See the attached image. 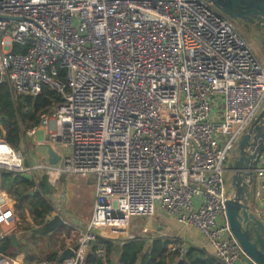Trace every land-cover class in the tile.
<instances>
[{
  "label": "built area",
  "instance_id": "1",
  "mask_svg": "<svg viewBox=\"0 0 264 264\" xmlns=\"http://www.w3.org/2000/svg\"><path fill=\"white\" fill-rule=\"evenodd\" d=\"M0 18V90L36 97L49 87L61 97L24 132L41 135L59 162L26 169L23 152L0 141L20 159L0 156V172L53 188L63 176L97 175L91 219L60 264L104 260L100 240L111 238L102 232L158 213L197 229L220 264H245L227 220L226 164L264 107V64L235 22L206 0H0ZM259 160L253 213L264 221ZM62 203L48 218L67 225ZM17 224L0 186V247ZM21 263L0 251V264Z\"/></svg>",
  "mask_w": 264,
  "mask_h": 264
},
{
  "label": "trees",
  "instance_id": "2",
  "mask_svg": "<svg viewBox=\"0 0 264 264\" xmlns=\"http://www.w3.org/2000/svg\"><path fill=\"white\" fill-rule=\"evenodd\" d=\"M19 51L20 49L16 47L14 52L18 53ZM60 102V95L49 87H43L41 93L36 97L14 96L6 86L2 87L0 90V137H3L5 132V142L12 148L19 150L22 127L25 126L26 131L36 128L40 123L41 116L52 113ZM0 176L1 188L9 193L11 197L20 201V208L22 207L21 202L30 203V214L36 226L41 227L44 225L45 218L54 212L52 203L48 201L54 193V188L50 185L48 179L42 177L36 183L27 180L22 175L12 173H3ZM32 235L35 237L36 233ZM53 236L54 233L42 240H52ZM100 243L106 247V258L102 260L94 254H90L87 264H115L116 262L118 264H168L166 262L167 257H179L182 254L179 251L169 252L171 242L162 238L155 239L150 244L138 237H136V240L128 242H122L119 239H101ZM47 244L46 251H42L41 259L29 253L28 246L16 247L11 237L0 247V251L12 258H15L18 252H25V264H41L43 261L57 263L58 257L66 247L62 246L59 250L49 251L51 244ZM199 255L201 254L191 249L188 251L185 261L176 263L174 259H170V262L175 264H218L217 259L206 258V260H200Z\"/></svg>",
  "mask_w": 264,
  "mask_h": 264
},
{
  "label": "water",
  "instance_id": "3",
  "mask_svg": "<svg viewBox=\"0 0 264 264\" xmlns=\"http://www.w3.org/2000/svg\"><path fill=\"white\" fill-rule=\"evenodd\" d=\"M219 9L235 23H244L246 27H254L264 41V0H206ZM2 19V18H0ZM239 157L230 164L231 189L233 196L225 203L228 224L238 240L244 255L245 264H264V221L259 219L251 210L254 203L255 168L264 149V107L249 127L239 144ZM49 163L59 162L58 154L48 147ZM28 169L30 163L24 160ZM24 178L33 181V175L22 174ZM46 223L38 230L37 238H46L66 224L56 215L45 218ZM12 242L18 246L16 235ZM73 249H65L58 257L57 263L73 256Z\"/></svg>",
  "mask_w": 264,
  "mask_h": 264
},
{
  "label": "rangeland",
  "instance_id": "4",
  "mask_svg": "<svg viewBox=\"0 0 264 264\" xmlns=\"http://www.w3.org/2000/svg\"><path fill=\"white\" fill-rule=\"evenodd\" d=\"M236 27L242 37L246 40L248 45L251 47L255 55L258 59L264 64V41L260 37L259 33L255 31L253 28H243L239 27L236 23ZM25 126L22 127V137L20 141L19 150L23 152L24 159H28L29 161L33 160V163L39 161V159H43L42 152H45L44 143L40 142L42 140L41 135L37 139L25 138ZM5 135L3 133V137H0V141L5 142ZM14 149V148H13ZM44 149V150H43ZM16 150V149H15ZM7 149L2 148V152H0V156L3 158L5 164L10 165L12 162L16 161L11 159L9 156V151L6 153ZM67 153V150L65 151ZM235 156V155H234ZM264 157L263 154L260 157V160ZM234 161L233 159H229L227 162V166ZM17 165V164H16ZM3 173H12L19 175L17 173L9 172V171H1L0 175ZM36 183L39 181V178L36 179ZM228 184L230 183V178L227 180ZM97 183V175L90 174L86 178H81L77 175H69L63 176L61 181L54 186V194L49 197L48 201L52 203L53 207L56 208L58 205V201L62 200L63 203L60 205L61 213L64 215L65 219L68 221L67 225L60 228L59 230L54 232V236L52 240L43 238H36L32 235L38 232V228H36V224L33 220V217L30 214L31 205L28 202H21L22 207H19V202L14 197H10L14 200L17 210L18 223L16 226V230L12 233V235L17 234L20 238L19 240L26 239L25 242L22 241V244L28 246L29 253H32L38 259H41L42 251H46L47 243H49L50 250L55 251L59 250L62 246L67 248H74L85 231L86 226L91 219L92 209H93V201H94V190ZM0 186H1V176H0ZM2 189V188H1ZM3 190V189H2ZM34 190V189H33ZM5 191V190H3ZM6 192V191H5ZM7 193V192H6ZM32 194V193H31ZM230 196L231 193L228 192ZM259 209V206H257ZM157 223L155 218L152 219H141V218H133L128 228L122 231L119 235L114 234L111 235L109 233L102 232L101 234L107 236L109 235L111 239L119 238L122 241V237L129 239L130 236L138 237L141 233H144L146 226L152 227ZM137 226V227H135ZM135 227V228H134ZM69 229V230H68ZM69 233V235H68ZM155 234V233H154ZM11 235V236H12ZM149 236V234H147ZM35 238V239H33ZM165 239V238H162ZM48 254V252H46ZM25 255L26 253L18 252L16 256H18L19 260H21V264H25ZM15 256V257H16ZM48 261H43L41 264H48Z\"/></svg>",
  "mask_w": 264,
  "mask_h": 264
},
{
  "label": "crops",
  "instance_id": "5",
  "mask_svg": "<svg viewBox=\"0 0 264 264\" xmlns=\"http://www.w3.org/2000/svg\"><path fill=\"white\" fill-rule=\"evenodd\" d=\"M6 149H7L6 153H8L9 148L6 147ZM3 150H4V148H3ZM0 152H2V149ZM42 154H43V159H39V161H44V162L48 161L49 162L48 151L46 148H45V152H42ZM17 163H18L17 161H14V164H17ZM29 163H33V160L29 161ZM14 175H16V174H14ZM251 210L254 213L258 210L256 203L255 204L253 203ZM136 218H140V217H136ZM154 218L157 220V223H155V225H153L152 227H148V226L144 227L145 228L144 233H141L140 236H138V238H140V240H142V241L148 242L149 244L153 240H155V239H153L155 237H156V239L165 238L166 240H169L171 242V244L169 245V252H171L170 247L174 244H180L181 246H183L181 256H179V257L178 256H176V257L170 256L173 258L167 257L166 262L168 264H175V263H171L170 259H174L176 261V263L185 261L186 255H187L188 251L191 249H194V250H196V252L201 254V255H199L200 260H206V258L216 259L213 248L210 246V244L207 242V240L202 236V234L197 229L190 227V226H184L181 223H179L175 218H172V217H170L166 214H163V213H158L156 215V217H154ZM141 219H147V218H141ZM45 223H46V219H45ZM41 227L36 226V228H38V230ZM135 227H137V226H135ZM147 234H149V236ZM12 236H10L11 239H12ZM16 236H17V239L19 241V245L18 246L15 245V246L21 247L22 245H24V244H22V241L25 242L26 239H23L21 241V240H19L20 238L18 237V235H16ZM10 237H8V238H10ZM117 239H119V238H117ZM124 239H126V238L122 237V242H128V240L123 241ZM129 239H131L129 241H134V240H136V237L130 236ZM217 262H218V260H217ZM115 264H118V262H116ZM218 264H220V263L218 262Z\"/></svg>",
  "mask_w": 264,
  "mask_h": 264
},
{
  "label": "flooded vegetation",
  "instance_id": "6",
  "mask_svg": "<svg viewBox=\"0 0 264 264\" xmlns=\"http://www.w3.org/2000/svg\"><path fill=\"white\" fill-rule=\"evenodd\" d=\"M238 26L239 27H243V28H247L246 27V25L244 24V23H242V22H240V23H238ZM249 28H253L254 29V27H252V26H249L248 27V29ZM255 30V29H254ZM256 31V30H255ZM247 133V132H246ZM245 133V134H246ZM245 134H244V136H245ZM238 148H239V146H238ZM264 150V149H263ZM262 154H263V151H262V153H261V155H260V157L262 156ZM235 156H233L231 159H233L234 158V161L236 160V159H238V157H239V149H237L236 150V152H235V154H234ZM260 159V158H259ZM232 163V162H231ZM230 163V164H231ZM230 164L228 165V172H227V174H226V188H227V190H228V192H230L231 193V197L233 196V191H232V189H231V177H232V172H231V169L229 168L230 167ZM228 178H230V183L228 184V182H227V180H228Z\"/></svg>",
  "mask_w": 264,
  "mask_h": 264
},
{
  "label": "bare ground",
  "instance_id": "7",
  "mask_svg": "<svg viewBox=\"0 0 264 264\" xmlns=\"http://www.w3.org/2000/svg\"><path fill=\"white\" fill-rule=\"evenodd\" d=\"M6 147H7V146H5V147H1V148H0V151H1L2 148H6ZM7 148H9V147H7ZM9 153H10V148H9ZM9 156H10V154H9ZM10 157H11V156H10ZM11 159H14V160H16V161L18 162L16 166H20V159H19L18 157H15V158H12V157H11Z\"/></svg>",
  "mask_w": 264,
  "mask_h": 264
}]
</instances>
